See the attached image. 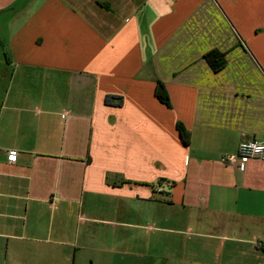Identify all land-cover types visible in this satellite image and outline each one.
Returning a JSON list of instances; mask_svg holds the SVG:
<instances>
[{
	"label": "crops",
	"instance_id": "crops-1",
	"mask_svg": "<svg viewBox=\"0 0 264 264\" xmlns=\"http://www.w3.org/2000/svg\"><path fill=\"white\" fill-rule=\"evenodd\" d=\"M0 87V264H264V0H0Z\"/></svg>",
	"mask_w": 264,
	"mask_h": 264
},
{
	"label": "rangeland",
	"instance_id": "rangeland-1",
	"mask_svg": "<svg viewBox=\"0 0 264 264\" xmlns=\"http://www.w3.org/2000/svg\"><path fill=\"white\" fill-rule=\"evenodd\" d=\"M93 226H95V225L93 224ZM187 238H189V235L176 236V239H177V243L176 244H181V248L173 249V251L175 252L174 259L170 260L169 264H191V261L193 259L197 258V260H199V258H202L201 256H199L197 254H194V257H193V254L191 255L192 252L188 248L190 242L186 240ZM111 240H112L111 235L110 234H105V232H103L101 234H98L94 241L96 243H98V244L104 243V244L108 245L109 241H111ZM178 247H179V245H178ZM69 250L71 251L70 260H69V262L71 264L72 252L73 251L71 249H67V251H69ZM153 251H154V254H157V256L158 255L161 256L159 254L161 252V248L160 247L154 248ZM204 255H206V254H204ZM91 256H94V255H91ZM155 256L156 255L152 254L149 259L147 258L143 262H135V264H162V260L158 259ZM109 257L110 256L103 257L100 261L95 259V264H102L103 263V259H108ZM111 257H112V255H111ZM69 262L66 261V264H69ZM83 264H89L88 261L85 260V257H84V260H83Z\"/></svg>",
	"mask_w": 264,
	"mask_h": 264
},
{
	"label": "trees",
	"instance_id": "trees-1",
	"mask_svg": "<svg viewBox=\"0 0 264 264\" xmlns=\"http://www.w3.org/2000/svg\"><path fill=\"white\" fill-rule=\"evenodd\" d=\"M202 59L204 62L208 65L210 70L214 73L220 72L222 69H224L226 65L225 60V53H220L217 50H212L209 53L205 54ZM155 97L164 105L169 106V100L168 96L166 94L165 88L163 84L159 81H156L155 83ZM114 101H118V106H120V97H114V96H105L104 97V104L106 106H111ZM176 131L178 132V135L180 139L182 140L184 145L189 144L190 135L189 132H187L184 127L177 123L176 124Z\"/></svg>",
	"mask_w": 264,
	"mask_h": 264
},
{
	"label": "built area",
	"instance_id": "built-area-1",
	"mask_svg": "<svg viewBox=\"0 0 264 264\" xmlns=\"http://www.w3.org/2000/svg\"><path fill=\"white\" fill-rule=\"evenodd\" d=\"M17 152L9 150L6 153V161L8 164L16 162ZM253 160L264 161V143L256 141H247L239 144L236 153L229 155H222L219 161L225 165L239 169L245 163Z\"/></svg>",
	"mask_w": 264,
	"mask_h": 264
}]
</instances>
